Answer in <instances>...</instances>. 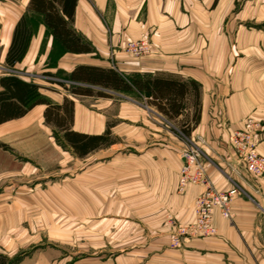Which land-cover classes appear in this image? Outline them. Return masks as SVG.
<instances>
[{"label": "crops", "instance_id": "obj_1", "mask_svg": "<svg viewBox=\"0 0 264 264\" xmlns=\"http://www.w3.org/2000/svg\"><path fill=\"white\" fill-rule=\"evenodd\" d=\"M29 1L0 0V77L13 31L27 13ZM77 2L71 25L93 51L59 52L54 35L43 17L36 14L39 22L29 50L16 65L20 72L11 70L39 84L52 103L63 104L67 97L73 100V130L97 135L109 128L116 140L83 157L64 146L75 159L69 173L76 229L86 228L93 233L101 227L99 231L111 233L110 238L120 241L121 249L109 253L113 255L107 264H264V179L248 174L230 140L244 127L246 118L254 116L262 122L255 139L258 151L264 154V35L254 27L246 28L244 23L246 18L264 21V0ZM144 38L152 42V53L147 58L135 59L121 51L126 41ZM231 46L247 53L236 58L230 52ZM80 65L114 68L126 77L140 74L200 84L201 118L191 136L205 145L211 182L221 190L233 186L242 190L233 203V220L223 218L216 209L214 236L188 239L180 248L170 246L174 224L194 221L195 200L203 189L201 185H189L183 194L178 192L182 166L179 152L184 141L172 132L171 119L155 106L149 114L130 92L103 90L110 97L72 93L71 85L76 82L68 76ZM113 105L118 108L111 112ZM183 105L180 117L189 114L191 108L194 111L192 94L186 96ZM46 107L39 104L21 118L0 123V137L9 135L12 126L22 127L23 138L30 135L29 141L40 140L44 129L51 134L54 127L46 123ZM113 148L116 153L95 156ZM58 150L41 147L24 156L44 157L60 153ZM15 168L20 173L27 166L12 161L1 171L14 174ZM99 184L109 187L94 192ZM50 201L62 204L63 198L56 196ZM32 202L30 197H0V251L14 256L32 248L17 264H67L64 247H52L44 238L50 236V230L51 234L53 230L60 233L65 223H49L45 209L33 214ZM27 204L28 215L22 208ZM86 258L89 262L78 263L101 262L95 253Z\"/></svg>", "mask_w": 264, "mask_h": 264}, {"label": "trees", "instance_id": "obj_2", "mask_svg": "<svg viewBox=\"0 0 264 264\" xmlns=\"http://www.w3.org/2000/svg\"><path fill=\"white\" fill-rule=\"evenodd\" d=\"M77 3V0H30L27 13L22 15L13 31V38L5 59L8 67L14 68L27 54L35 34V28L29 18H37L36 14L43 17L48 31L54 35L55 46L59 52L93 51L92 46L71 25L75 18ZM68 78L76 82L71 85L72 93L75 95L110 97L109 93L97 90L95 87L120 92H140L149 105L155 106L160 113L171 120L182 115L183 102L188 94H192L195 103L194 114L191 121L186 120L182 129L187 136L191 135L201 118V87L196 81L180 82L140 74L126 77L114 68L90 65H80ZM58 83L66 87L64 82ZM40 87L39 84L22 79L14 72L2 74L0 77V123L21 118L37 105L46 104L44 117L46 123L54 127L57 141L63 146L72 147L78 156L83 157L115 143L116 140L109 128L105 133L97 135L73 130L75 102L67 97L63 104L52 103L44 96ZM0 264H15V261L0 253Z\"/></svg>", "mask_w": 264, "mask_h": 264}, {"label": "rangeland", "instance_id": "obj_3", "mask_svg": "<svg viewBox=\"0 0 264 264\" xmlns=\"http://www.w3.org/2000/svg\"><path fill=\"white\" fill-rule=\"evenodd\" d=\"M29 19L32 22L33 27L37 29L39 19L31 18V17ZM244 23L246 28H249L251 30L253 29L252 27H254L259 30L260 34L264 35V21L261 20L255 21L246 18L244 20ZM230 32L232 33V31ZM234 34H236V31L234 32ZM127 42L128 41L125 42V44L121 48V51L124 52L126 55L132 57L131 55L127 54L125 51L126 48L125 46ZM230 49H231L230 52L236 58L237 57L239 58L240 56L244 55V53H247L246 51L239 49L238 46L237 47L231 46ZM262 51L264 52V45L262 46ZM151 53L148 55H144L143 57L138 59L147 58L149 55H151ZM261 64L264 67V59L261 60ZM1 67L2 70L5 71V72L2 71V74L9 73L11 70H15L16 73H18V71L20 72V70H18V67L16 66L14 68H10L8 67L7 64H2ZM98 88L101 90H105L101 87ZM129 94L134 96L136 99L140 100L141 107L145 108L147 112L149 110H151V112L153 111L152 108L154 107L149 105L147 100L143 96L137 95L134 92H130ZM117 108H118L117 105H113L111 106L110 111L114 112L117 110ZM189 112H190L189 114L186 113L180 118L172 119L171 130L178 137V139H180L182 142L184 141V145L183 148L181 149V152L188 145L189 146L198 145L200 147V155H202V158L206 164V168L208 169L209 163L207 160V156L204 154L205 145L202 142L197 141L198 139L193 140L191 135L187 136L182 132V129L184 128L183 124L186 122V120L191 121L192 116L194 114L192 108L190 109ZM257 121L261 128L262 122L260 121V119H257ZM20 129H22V127L12 126L10 130L11 133L9 135H7L6 137H0V197H4V198L17 197L24 199H27V197L33 198L32 205L30 206L33 210L32 211L33 214H40L45 209L48 212V216L50 217L49 223L57 224L58 220L59 222H64L65 228L59 229L60 233H58L57 230H53L54 233L51 234L52 230H50V236H45L44 238L48 239L50 243L49 245H51L52 247L56 248L57 245H62L64 247L62 249V254L63 256H66L65 258L68 260L67 264H80L82 263V260L88 261L86 257L91 256L92 253H95L99 256L101 260L99 264H107L106 261H108V259L111 258L110 256L113 255L111 254L109 256V253L121 249L120 248L121 246L118 245L120 241L117 239L113 240L112 238H110L109 236H111V233H106L105 231H99L101 227L100 228L98 227L99 229L97 228L98 229L97 232L92 233L91 230H87L86 228L85 229L82 228L83 231L79 229L77 230L74 225L75 219L72 216L73 203L71 202L73 187L71 186L70 173H69L70 169L71 168L73 169V162L75 161L72 152L68 153L66 148L57 141L55 131L51 132L50 134L49 130L44 129V134L40 138V140L37 139L38 141L37 140L29 141L28 139H30V135H27L25 136V138H23L24 134ZM41 147L42 148L44 147L46 149L57 148L59 149L58 151L60 153H57L55 155L46 154L44 157L24 156V153L31 151L33 152L36 149H40ZM116 151L117 150L113 148L111 150H106L104 152L102 151L97 152L95 156L99 157L102 154L111 155L112 153H116ZM181 152H179L180 156H181ZM96 157L93 158L96 159ZM58 158L61 159L60 164L58 162L59 160ZM12 161L14 162V164L21 163L23 164V166H27V168L24 169V171L22 170L23 172L20 173H16L18 171V168L17 169L15 168L14 174L11 172L9 173L8 170L2 172L1 168L6 169L7 167H10ZM182 163H183V159H182ZM80 165H81V161L79 160V166ZM59 169H61V171ZM45 175H51V176H45ZM26 181L28 182L27 184ZM105 186L106 188L109 187L108 185L105 184H99L97 188L94 190V192L95 191L98 192V190H103V187ZM56 196L59 198L60 197L63 198L62 204H58L57 202L55 203L50 201L52 198ZM42 198L43 199L49 198L50 199L49 203L42 202L41 204V202H38ZM34 199H36L37 201H35ZM58 206L62 207L63 209L61 210L60 208H58ZM24 207H22L23 209L26 210L24 213L28 215V204L27 206ZM56 212H59L58 215L56 214ZM60 212L63 213L62 216ZM169 240H170V236H169ZM170 246L173 247L171 241H170ZM30 250H32V248L29 250L20 251L16 253L14 256L7 255L2 251H0V253L7 256L10 260H14L15 264H17V262H19V259L21 257L29 254Z\"/></svg>", "mask_w": 264, "mask_h": 264}, {"label": "built area", "instance_id": "obj_4", "mask_svg": "<svg viewBox=\"0 0 264 264\" xmlns=\"http://www.w3.org/2000/svg\"><path fill=\"white\" fill-rule=\"evenodd\" d=\"M125 47L126 53L137 59L151 53L152 42L146 38L131 40ZM48 78L55 79L53 76ZM243 125L242 129L231 135L230 140L248 174L264 179V154L258 151L255 139L260 125L254 116L247 117ZM181 156L183 163L178 179V192L184 193L189 185H201L203 189L195 200L194 221L185 225L174 224L175 228L171 231L169 241L175 248L184 246L188 239L214 236L217 233V227L213 224L214 210H219L223 218L233 220V203L242 193L238 186L221 190L211 182L198 145H188L181 152Z\"/></svg>", "mask_w": 264, "mask_h": 264}]
</instances>
